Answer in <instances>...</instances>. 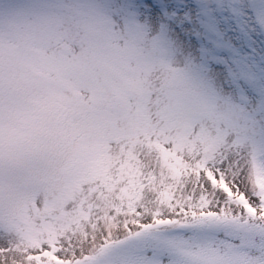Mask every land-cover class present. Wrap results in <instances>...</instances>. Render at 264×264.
<instances>
[{
    "label": "snow or ice",
    "instance_id": "1",
    "mask_svg": "<svg viewBox=\"0 0 264 264\" xmlns=\"http://www.w3.org/2000/svg\"><path fill=\"white\" fill-rule=\"evenodd\" d=\"M0 264H264V0H0Z\"/></svg>",
    "mask_w": 264,
    "mask_h": 264
}]
</instances>
